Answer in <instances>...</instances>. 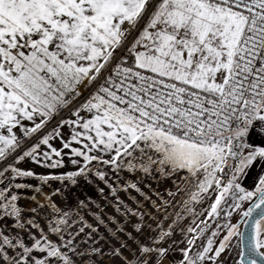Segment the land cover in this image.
<instances>
[{
    "label": "snow or ice",
    "instance_id": "1",
    "mask_svg": "<svg viewBox=\"0 0 264 264\" xmlns=\"http://www.w3.org/2000/svg\"><path fill=\"white\" fill-rule=\"evenodd\" d=\"M93 177L122 219L65 195ZM0 264H264V0H0Z\"/></svg>",
    "mask_w": 264,
    "mask_h": 264
},
{
    "label": "rangeland",
    "instance_id": "2",
    "mask_svg": "<svg viewBox=\"0 0 264 264\" xmlns=\"http://www.w3.org/2000/svg\"><path fill=\"white\" fill-rule=\"evenodd\" d=\"M65 115H67V113H65ZM54 126H55V121H53L52 123H50L48 125V128L46 129V131H51V129ZM60 131L65 137H67L68 132H69V129L67 127L60 129ZM20 134L22 135V132ZM34 141H35V136H33L32 139L27 140V145H30ZM51 142L57 146L60 143L58 139H55ZM43 148H44V146L42 145V149ZM65 151H67V150H65ZM64 159H65V165L63 168H60V169L44 168V167H41L39 165L32 163L31 160H27V159L25 161L20 162V164L18 166L23 168V169H31L34 172H36L38 175H40V174L46 175L49 173L57 174V173L63 172V171L72 167V165H70V163H68L69 157L66 156ZM138 177H142V174H137L134 176L130 173H123L122 178L120 180V183L123 184L126 180L137 181ZM18 182L30 183L34 186L40 185L43 187V190L45 192L51 193L52 198L54 200H57V202H59L62 199V197L58 193H55V191H54L57 188L63 187L61 185L60 181L49 180L47 184L42 185L41 181L37 178H26V179H20ZM244 183L246 185L250 186L252 181H251V179L246 178ZM138 186L143 193H145L147 196L151 197V200H146L144 195H141L140 192H137L135 189H131V188L127 192L122 191V190L118 191L116 193V195L119 196L121 201H123L125 204H127L131 208L137 207L134 200L140 201L143 205V209H150L153 212V214L157 215V217L159 219H163L164 214L163 213H156L155 209L152 208V201L153 200L156 201L157 203H160L159 198L154 194L155 192L160 193V195H162L165 199H169L171 201V206L167 209L169 214H172L174 211L175 212H181L182 211L177 200H172L170 197L167 196V192L165 191V189L172 187L170 180H167L164 178L151 179L148 177H143L142 179H140L138 181ZM99 188H104V192L101 193L99 191ZM73 191L76 192L78 195H80L82 199H84L86 197L91 198V200L88 202V208L87 209H81V212L84 215L85 219L88 220L90 223H93V224L96 223L93 216L91 215V213H96V212H99L102 216H104L106 221H107L109 216H115L117 219H122L120 213L117 212L116 208L114 207V205L116 203L115 196L112 195V193L108 189L107 185L103 181H100L98 178L93 177V183L92 184H83V182H82L81 187L65 189V195H69V193L73 192ZM20 192L22 195H26V196H31L33 194L31 192V190H28V189L20 190ZM185 198H187V197H185ZM212 199H214V194L212 195L211 199H207L206 201H204L200 204H197L196 205V211L197 212L202 211L205 207H207L208 204L211 203ZM69 202H72L71 198H70ZM19 203L21 206H27V205L31 204L32 202L30 200L21 199L19 201ZM101 209L103 211H101ZM131 219L135 220L136 218L132 217ZM190 219H191L190 216L187 217V219H185L183 221V223H185V224L188 223V220H190ZM40 223L43 226L44 222L40 221ZM149 223H152L153 227H155V221H149ZM164 223L167 224V223H169V221L165 220ZM99 227H100V233H102L104 236H107L108 233L105 231L104 227L102 225ZM85 231H88V229H85ZM93 235L95 236L96 234L94 233ZM53 239H55V237H53ZM100 243L103 244L104 241H101ZM180 247H183V245H180ZM177 255H179V253H177Z\"/></svg>",
    "mask_w": 264,
    "mask_h": 264
}]
</instances>
